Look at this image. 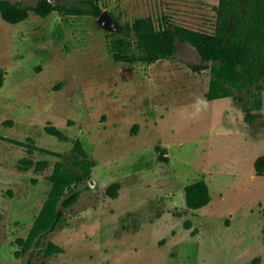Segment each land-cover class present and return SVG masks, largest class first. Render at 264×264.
I'll list each match as a JSON object with an SVG mask.
<instances>
[{
	"label": "rangeland",
	"instance_id": "1",
	"mask_svg": "<svg viewBox=\"0 0 264 264\" xmlns=\"http://www.w3.org/2000/svg\"><path fill=\"white\" fill-rule=\"evenodd\" d=\"M51 1L66 7L79 0ZM97 1L103 22L59 11L30 12L17 24L0 17V136L31 137L64 154L79 139L94 163L93 183L79 186L78 201L60 208L64 224L43 239L62 252L15 256V240L27 236L46 200L58 158L28 156L25 147L0 140V264H260L252 258L264 257V178L252 179L239 164L244 153L264 155V92L261 118L247 123L245 98H205L209 70L191 69L201 59L189 44L177 42L172 56L152 64L118 63L110 52L112 40L134 41L126 26L138 18L157 29L174 23L211 33L219 0ZM48 123L68 139L47 134ZM156 145L167 162H159ZM22 158L34 161L26 171ZM42 160L47 167L36 171ZM200 180L212 204L186 211L184 187ZM114 182L121 187L112 199L105 190Z\"/></svg>",
	"mask_w": 264,
	"mask_h": 264
},
{
	"label": "trees",
	"instance_id": "2",
	"mask_svg": "<svg viewBox=\"0 0 264 264\" xmlns=\"http://www.w3.org/2000/svg\"><path fill=\"white\" fill-rule=\"evenodd\" d=\"M52 11L69 15L89 14L94 17L102 13L97 0H79L66 7L54 5L50 0H38L35 6L0 0V17L8 24L26 20L30 12L44 17ZM215 12L211 33L174 23H167L162 29H157L150 18L135 19L126 26L128 32L133 33L134 41L125 38L112 40L111 56L118 63L152 64L172 56L177 50V42L187 43L197 51L201 59V64L191 65V69L195 72L209 70L205 98L209 101L245 98L242 107L244 121L252 123L261 118L260 110L263 106L264 0H219ZM133 47L138 53H130ZM5 75V71L0 69V88L5 82ZM248 96L249 99H246ZM44 131L62 141L68 139L63 131L51 123L44 127ZM0 140L25 147L28 156H32L34 151H40L58 158L49 176L51 187L46 200L35 216L27 236L15 240L20 249L15 252V256L20 252L31 254L38 250L46 258L62 252L61 246L52 241L44 243L43 239L64 224L65 217L60 208H71L78 201L82 193L79 186L92 179L93 161L89 159L79 139L73 142L68 154L39 147L31 137L26 139L27 142L1 136ZM154 150L159 162L168 161L166 151L160 145H156ZM33 164L31 158H22L19 169L26 171ZM47 165L46 160L37 161L35 170L42 171ZM253 166L257 175H264V155L258 156ZM120 187L119 182H114L106 188L105 194L115 199ZM183 192L186 211L198 210L211 200L210 188L204 180L186 185ZM262 212L264 215V208ZM184 227L190 229V221H185ZM194 232L195 229L191 234Z\"/></svg>",
	"mask_w": 264,
	"mask_h": 264
},
{
	"label": "crops",
	"instance_id": "3",
	"mask_svg": "<svg viewBox=\"0 0 264 264\" xmlns=\"http://www.w3.org/2000/svg\"><path fill=\"white\" fill-rule=\"evenodd\" d=\"M243 112V111H242ZM259 156V154H256L255 156H253L252 154H250L249 152H247V153H244V156L243 155H241V157H242V159L240 160V167L243 169V170H247L249 173H250V177L252 178V179H255V180H257L258 178H264V175H257L256 173H255V171H254V166H253V164H254V161H255V159L257 158ZM245 160L247 161V163L245 162ZM234 184L235 185H237L238 186V183H237V181H234ZM220 196V198H222L223 196H222V194H220L219 195ZM241 203H244V201H242ZM209 204H212V198H211V200H210V202L206 205V206H204V207H202V208H206V207H208L209 206ZM260 202L258 201L257 202V206L259 207L260 206ZM217 205V204H216ZM215 205V206H216ZM260 208V207H259ZM201 209V208H200ZM199 210V209H198ZM250 212H254V209L252 208H249V213ZM247 215V211L245 212V216ZM229 216L231 217V218H229V217H225L224 218V222H225V224L227 225V226H230V224H231V220H232V214H229ZM33 223V222H32ZM254 258H258V262L260 261V264H262V261H264V257H262L260 254H258V255H256V256H254L253 258H252V260L254 259ZM235 264H242V262H239L238 260H236V263Z\"/></svg>",
	"mask_w": 264,
	"mask_h": 264
},
{
	"label": "water",
	"instance_id": "4",
	"mask_svg": "<svg viewBox=\"0 0 264 264\" xmlns=\"http://www.w3.org/2000/svg\"><path fill=\"white\" fill-rule=\"evenodd\" d=\"M105 18H106V13L105 12H102L98 19H99L100 22H103V20ZM90 183H93V180L92 179L90 180Z\"/></svg>",
	"mask_w": 264,
	"mask_h": 264
},
{
	"label": "clouds",
	"instance_id": "5",
	"mask_svg": "<svg viewBox=\"0 0 264 264\" xmlns=\"http://www.w3.org/2000/svg\"><path fill=\"white\" fill-rule=\"evenodd\" d=\"M199 102H202L203 104H207V101H203V99L202 98H199Z\"/></svg>",
	"mask_w": 264,
	"mask_h": 264
}]
</instances>
